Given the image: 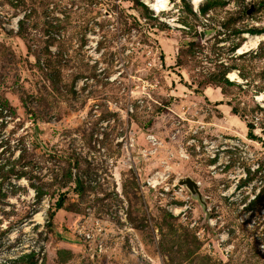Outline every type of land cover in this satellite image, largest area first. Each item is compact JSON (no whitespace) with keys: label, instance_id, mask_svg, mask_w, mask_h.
<instances>
[{"label":"rangeland","instance_id":"obj_1","mask_svg":"<svg viewBox=\"0 0 264 264\" xmlns=\"http://www.w3.org/2000/svg\"><path fill=\"white\" fill-rule=\"evenodd\" d=\"M169 2L0 0V264H264V0Z\"/></svg>","mask_w":264,"mask_h":264},{"label":"bare ground","instance_id":"obj_2","mask_svg":"<svg viewBox=\"0 0 264 264\" xmlns=\"http://www.w3.org/2000/svg\"><path fill=\"white\" fill-rule=\"evenodd\" d=\"M205 0H190L191 4L197 8L198 5L203 2ZM147 5L149 6V8L154 12H162V11H166V10H170V2L169 0H147ZM157 14V13H156ZM244 38H246L245 42L242 43L236 51L237 55H241L243 53L249 52L252 49H255L258 47V45L262 42H264V33H261L259 35H245ZM234 72H230L227 77L228 79H230L231 81L237 82V83H242L243 81L241 80L240 76L237 74V72L235 70H233ZM240 81V82H239ZM263 95L258 96V100H262ZM212 148V147H211ZM175 211L177 212L178 209H175ZM36 218H38V215H36Z\"/></svg>","mask_w":264,"mask_h":264},{"label":"built area","instance_id":"obj_3","mask_svg":"<svg viewBox=\"0 0 264 264\" xmlns=\"http://www.w3.org/2000/svg\"><path fill=\"white\" fill-rule=\"evenodd\" d=\"M158 14V13H157ZM264 24V23H263ZM245 35H248V34H243V36H245ZM236 51H237V49L235 50V53H236ZM234 53V54H235ZM236 72H237V74L238 75H240V72L239 71H237V70H235ZM228 75V74H227ZM228 78V77H227ZM230 80V79H229ZM231 81V80H230ZM231 82H234V81H231ZM235 83H237V82H235ZM238 84H241V83H238ZM260 95H263V98H262V100L260 101V100H258V96H260ZM253 98H254V100H255V102L259 105V106H261V103L260 102H263V100H264V92H259L258 93V95H255V96H253ZM263 108H264V105L262 106ZM261 107V108H262ZM260 121V118H258V117H254V119L253 120H250V122L253 124V125H256L258 122ZM147 139L150 141V143H152L153 144V146H157V145H159V143H156V140L152 137V136H148L147 137ZM212 146H210V149H212L211 148ZM154 152V151H153ZM179 154L180 155H184V152H183V150H182V148L181 149H179ZM183 157V156H182ZM214 157V156H213ZM217 160H218V158H217ZM216 164H218V161L217 162H215ZM210 169H215V167L212 165L211 167H210ZM167 172H168V170L167 169H163L162 171H156V172H154L152 175H150L149 177H147L146 179H145V181H144V183H145V185H146V187H148V188H150V189H154V188H156L157 186H159V185H161L162 183H166V184H164V187H163V190L165 191V192H168L169 190H170V187H176V185L175 184H172L171 186L169 185V184H167V180H168V178H169V175L167 174ZM240 172V171H239ZM242 172V171H241ZM240 177V176H239ZM238 177V178H239ZM240 179V178H239ZM198 182H197V186H198ZM178 190H181V189H178ZM177 191V190H176ZM175 191V192H176ZM180 192V191H179ZM179 192H176V194H180ZM185 208H187V205H185V206H183V209H185ZM180 209V208H179ZM179 209H178V212H180L179 211ZM181 210V209H180ZM175 211V210H174ZM208 220H210L209 221V223L211 222V219H208Z\"/></svg>","mask_w":264,"mask_h":264},{"label":"water","instance_id":"obj_4","mask_svg":"<svg viewBox=\"0 0 264 264\" xmlns=\"http://www.w3.org/2000/svg\"><path fill=\"white\" fill-rule=\"evenodd\" d=\"M181 184H184L192 194L195 193L196 185L190 179H185L184 181H181Z\"/></svg>","mask_w":264,"mask_h":264},{"label":"crops","instance_id":"obj_5","mask_svg":"<svg viewBox=\"0 0 264 264\" xmlns=\"http://www.w3.org/2000/svg\"><path fill=\"white\" fill-rule=\"evenodd\" d=\"M209 96V95H208ZM213 96V100H214V102L215 103H217V104H215V107L217 108V109H219V111L220 112H223V108H224V105L223 104H220V101H221V97H219V96H217L216 95V93L214 94V95H212Z\"/></svg>","mask_w":264,"mask_h":264},{"label":"trees","instance_id":"obj_6","mask_svg":"<svg viewBox=\"0 0 264 264\" xmlns=\"http://www.w3.org/2000/svg\"><path fill=\"white\" fill-rule=\"evenodd\" d=\"M247 127H248V130H249V132L247 133V136L249 137V139H254V137L252 136V131H253V129L251 128V125H247ZM61 201H58L57 203H56V208L57 209H60L61 208Z\"/></svg>","mask_w":264,"mask_h":264}]
</instances>
